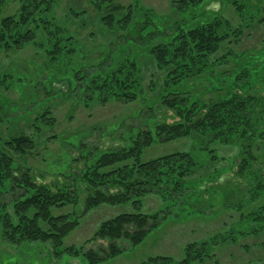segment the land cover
<instances>
[{
	"label": "trees",
	"instance_id": "16d2710c",
	"mask_svg": "<svg viewBox=\"0 0 264 264\" xmlns=\"http://www.w3.org/2000/svg\"><path fill=\"white\" fill-rule=\"evenodd\" d=\"M8 1L0 0V15ZM88 1L100 14L98 21L105 32L114 35L109 43L114 48L99 60H88L82 54L76 37L53 12L56 0H20L16 15L0 17V53L10 55L33 47L36 54L41 53V69L47 71L41 84L46 98L61 95L88 105L95 101H134L142 87V69L136 56L144 53L164 74L163 92L156 102L178 119L168 122L164 116L152 130L148 123L152 117H146L142 121L148 130L139 132L127 146L120 143L125 141L122 136L105 140L106 151L100 155L98 145L83 142L77 163L84 168L77 165L78 173L49 183L39 180L19 159L36 148L35 139L23 132L7 137L0 133V243L11 248L8 253L26 250L41 255L48 250L55 258L83 255L88 264H105L123 253L118 240L126 239L136 247L159 230L171 214V219L178 220L179 214L185 220L206 214L207 196L219 198L224 207H232L239 215L241 227L236 233H264V160L250 150L254 137H264V50L244 54L225 49L232 36L237 39L242 31L217 16V11L210 17L205 15L212 0H174L173 8L179 16L165 25L149 8L138 4ZM252 1L231 0L243 19L251 22L256 10H264L261 0L257 7L251 5ZM259 22L264 24V19ZM32 82L16 70L0 73V88L31 89L24 112L0 93V127L8 120H18L20 113L26 114L28 121L36 114L35 119L44 125L54 124L45 100L38 113L33 110L40 102L35 103L37 85ZM185 83H191L193 90L178 88ZM206 88L213 93L210 98L205 96ZM190 135L236 143L240 152L229 170L214 164L215 160H223L220 157L210 155L211 161L203 162L189 151L142 159L144 149L155 138L167 142ZM229 171L233 177L245 179L243 194H238L239 187L230 189L225 178ZM148 194L160 196L164 206L142 212L143 199ZM101 204H130L134 211L101 222L82 245H65L66 236L87 211ZM68 206L73 207L70 213H53L54 209ZM186 207L191 209L186 212ZM173 208L181 213L173 212ZM233 231L228 228L206 239L187 242L181 259L157 254L137 264L203 263L215 256L218 244L236 242ZM99 240L107 241L106 246L87 247Z\"/></svg>",
	"mask_w": 264,
	"mask_h": 264
},
{
	"label": "rangeland",
	"instance_id": "374dc122",
	"mask_svg": "<svg viewBox=\"0 0 264 264\" xmlns=\"http://www.w3.org/2000/svg\"><path fill=\"white\" fill-rule=\"evenodd\" d=\"M259 1L253 0L251 5L257 7ZM173 2L174 0H119V3L124 6L129 4L137 6L138 4L143 8H149L154 16L159 18L162 25H165L164 23L169 19L173 20L179 16L173 8ZM20 3V0H9L3 7L0 17L16 15ZM260 5L264 9V0H261ZM75 11L80 14H74ZM205 11H208V14H205L208 17L217 11L215 13L217 16L228 20L232 27L242 31L237 39L232 36L230 45L225 49L244 54L245 52L252 54L264 50V24L259 22L260 19H264V10L255 11L254 21L256 22H251L249 19L244 20L243 16L240 15V10L235 4H232L231 0H212L207 4ZM53 12H55L57 19L66 25L70 33L76 37L83 49L82 54L88 60H99L104 57L109 48H114L109 45L114 35L106 33L99 24L100 14L95 11L88 0H56ZM36 51L33 47L27 46L25 49L10 55L0 53V73L5 70H16L23 78H31L32 83L37 85L35 91L38 97H36L35 103L40 102V105H34L33 110L38 113L42 105L41 102L45 100L46 106H49L55 119H53L54 124L51 126L44 125L35 119L36 114L31 116V121H28L29 117L27 118L26 114L21 116L22 113H20L18 120L6 121L7 123L0 127V133L7 137L23 132L35 139L36 148L23 158L19 157V159L25 161L39 180L48 183L54 179L63 181L70 174L78 173L79 168H84L82 163H77L78 150L83 142L98 145L99 152L97 155H100L106 151L103 144L105 140L111 139L113 136H122L125 141L121 140L120 143L127 146L139 132L148 130L149 128L142 121L146 117H152L148 122L152 130L163 121L164 116L167 117L165 120L168 122L178 119L177 117L172 118V112L165 110L159 102H156L157 96L163 92L164 74L157 68L153 60L144 53L136 56L142 69V87L140 94L134 101L129 103L114 101L107 104L95 101L88 105L83 100L67 99L61 95L51 99L46 98L45 89L41 84L44 83V76H46L47 71L45 68L41 69L43 59L41 53L36 54ZM263 78H259V80H263ZM44 86L46 85L44 84ZM190 87L191 83L188 85L185 83L178 88L180 90H193ZM206 89L205 96L208 98L213 96V93L208 88ZM0 93L20 105V112L22 110L24 112L25 107L30 102V88L13 86L7 90L1 87ZM196 95L198 94L196 93ZM55 136L56 138H54ZM209 140L207 138L200 139L195 135L167 142L155 138L144 149L142 159L148 160L177 151H189L203 162L211 161L210 155H215L216 158L220 157L223 160H219L220 162L215 160L214 164L219 169L229 170L233 165V158L240 152L237 144H224L216 140ZM254 140L250 149L251 153L263 161L264 137L257 136L254 137ZM225 178L230 183V189L239 187L238 194L244 193L242 189L246 188L247 185L245 179L233 177L230 171ZM206 198L205 203L209 202L207 207L206 204L204 205L206 214L191 220H185L182 214L178 216L180 220L171 219V214L167 220L159 225V230H154L142 244L136 247L131 246L126 239L118 240V243L124 248L123 253L105 264H137L147 257L157 254L171 255L178 260L183 257V247L187 242L206 239L224 232L228 228L234 230L232 234L236 242L218 244L212 259L193 264H264V233L259 235L236 233L235 231L239 230L241 226L238 223L239 215L234 209L224 207L217 197L207 196ZM163 206L164 202L160 196L148 194L143 199L141 211L149 213L157 211ZM186 208V212L191 209L190 207ZM173 209V212L181 213L180 210ZM72 210L73 207L68 206L63 209H54L53 213H70ZM132 211L134 208L130 204H101L90 209L81 218L80 224L66 236L64 244L82 245L92 237L101 222L120 213ZM106 244L107 241L99 240L95 243H88L87 247L99 248L105 247ZM8 251H11V248L0 243V264H88L83 255L75 258L68 255L55 258L48 253V250L43 251L41 255L26 252V250L20 254L18 252H10V254Z\"/></svg>",
	"mask_w": 264,
	"mask_h": 264
}]
</instances>
